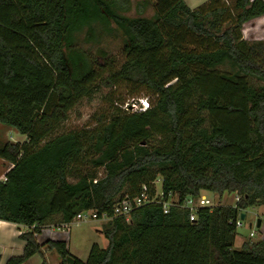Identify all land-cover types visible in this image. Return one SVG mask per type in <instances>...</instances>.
Masks as SVG:
<instances>
[{
  "label": "trees",
  "instance_id": "trees-1",
  "mask_svg": "<svg viewBox=\"0 0 264 264\" xmlns=\"http://www.w3.org/2000/svg\"><path fill=\"white\" fill-rule=\"evenodd\" d=\"M154 14L127 16L131 0H0V123L26 135L0 144L11 164L0 180V220L23 225V264L46 249L58 264H264V236L234 248L236 221L264 206V41L244 26L264 21V0H153ZM124 36L116 67L77 45L85 30ZM112 62V61H111ZM146 92L148 107L113 101L92 127L63 129L71 109L97 87ZM135 101V100H134ZM126 104V106H124ZM102 169L103 174L98 175ZM161 180L166 197L234 192L233 206L185 209L160 203L113 214L122 197ZM72 179V180H71ZM81 211L106 213V247L85 260L65 240L37 241L45 224Z\"/></svg>",
  "mask_w": 264,
  "mask_h": 264
},
{
  "label": "rangeland",
  "instance_id": "rangeland-1",
  "mask_svg": "<svg viewBox=\"0 0 264 264\" xmlns=\"http://www.w3.org/2000/svg\"><path fill=\"white\" fill-rule=\"evenodd\" d=\"M208 0H185L190 8H195ZM229 1V0H228ZM143 4L144 11L142 15L151 17L154 14L153 0H131L130 11L124 13L127 16H137L136 5ZM112 31L106 34L98 30L97 38L94 42H86L85 30L77 34V45L80 49L87 52L90 58H96L98 62L103 63L105 59L111 63L113 67L118 66L123 61L122 48L124 44V36L122 32L112 24ZM243 36L248 40L264 41V26H259L254 22L247 23L244 26ZM112 61V62H111ZM135 90L132 86L117 85L104 86L100 84L90 98H84L78 102L68 113V117L63 124V129H79L83 127H92L99 115H109L113 111V101H125L126 104H132L139 98H146V92L142 90L136 95H132ZM126 104L124 106H126ZM133 110V108L131 107ZM26 136L19 133L14 128L0 123V144L7 141L21 142L25 141ZM4 170L0 162V172ZM103 174L102 169L98 170V175ZM72 180V179H71ZM157 188L161 187V180L158 178ZM202 194L214 203V205L233 206L235 204L234 192H223L218 195L214 192L203 191ZM245 217L240 219L242 223L237 226L234 248H239L245 241H255L264 236V206H253L247 208L244 212ZM260 219L261 225L257 227V221ZM108 222L106 219H94L87 221H72L70 224L49 223L41 227L40 233L44 230L37 241L43 240L47 233L46 229L54 228V234H58L68 242L70 252L81 260L87 258L89 248L93 243H97L104 248L107 245V239L103 236L101 229ZM100 230V232H99ZM255 231V236L249 238V232ZM54 237V236H53ZM55 238V237H54ZM23 241L17 236L12 235V226H0V264H5L10 255H20L23 252ZM44 258L48 264H58L60 258L55 250L46 249ZM30 263L40 261L43 257L41 254H34L30 258Z\"/></svg>",
  "mask_w": 264,
  "mask_h": 264
},
{
  "label": "built area",
  "instance_id": "built-area-1",
  "mask_svg": "<svg viewBox=\"0 0 264 264\" xmlns=\"http://www.w3.org/2000/svg\"><path fill=\"white\" fill-rule=\"evenodd\" d=\"M133 110H145L148 107V101L146 98H139L138 101H134L130 105ZM157 181L153 183V192L147 184H142L137 195L129 197L128 195L122 197L119 201L114 204L113 214L116 216L123 217L126 221L130 220L131 212L142 205L149 203H160L164 213H168L171 206H176L185 209L189 214V219L193 221L195 219V214L197 209L200 207H213L216 206L211 203L202 192L197 196H186L183 199H179L176 194L169 193L164 197L161 187L157 188ZM239 200V196L235 194V202ZM94 219H106L109 220L110 217L106 213H102L101 216L98 215L96 211H81L73 219V221H87ZM242 223L240 219L236 221V226H240ZM255 236V231L249 232V238Z\"/></svg>",
  "mask_w": 264,
  "mask_h": 264
},
{
  "label": "crops",
  "instance_id": "crops-1",
  "mask_svg": "<svg viewBox=\"0 0 264 264\" xmlns=\"http://www.w3.org/2000/svg\"><path fill=\"white\" fill-rule=\"evenodd\" d=\"M259 26H264V21H262L261 23H260V25ZM26 136V135H25ZM26 140H27V137H26ZM25 140V141H26ZM21 142H23V141H21ZM0 162H1V164H2V167H3V169L4 170H2L1 172H0V180L1 181H3L4 179H5V173H6V171L11 167V164L10 163H8L7 161H5V160H3V159H0ZM203 192V191H202ZM12 226V235L13 236H19V234H21L22 232H24V231H26V230H28V228L27 227H25V226H23V225H18V224H14V223H10V222H6V221H2V220H0V226ZM260 225H261V223H260ZM45 232L47 233V235H46V237L43 239V240H41L40 241V243H42V242H44V241H46V240H48V239H58V240H64L63 238H60L61 236H59L58 234H54V228H52V229H46L45 230ZM99 232H100V230H99ZM41 234H44V230H42V233H39V234H37L36 235V238H40L41 236ZM55 238H54V237ZM19 238V237H18ZM66 241V240H65ZM68 243V242H67ZM23 245H24V242H23ZM23 247V246H22ZM68 248H69V245H68ZM70 250V249H69ZM44 254H47L46 253V250L44 251ZM11 256H15V255H10L8 258H7V260L11 257ZM6 260V261H7ZM45 260H46V257H45ZM47 261V260H46ZM30 263V260L28 259L25 263H23V264H29ZM48 263V262H47ZM6 264V263H5ZM31 264H41V262L40 261H36V262H34V263H31Z\"/></svg>",
  "mask_w": 264,
  "mask_h": 264
},
{
  "label": "water",
  "instance_id": "water-1",
  "mask_svg": "<svg viewBox=\"0 0 264 264\" xmlns=\"http://www.w3.org/2000/svg\"><path fill=\"white\" fill-rule=\"evenodd\" d=\"M244 217H245V214H244V213H241L240 218L243 219ZM260 223H261V221H260V219H259V220L257 221V224H256L257 227L260 226Z\"/></svg>",
  "mask_w": 264,
  "mask_h": 264
}]
</instances>
